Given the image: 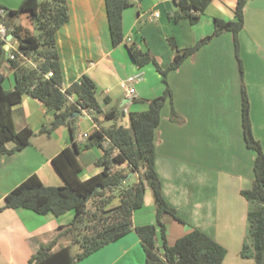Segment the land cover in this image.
Listing matches in <instances>:
<instances>
[{"label": "crops", "instance_id": "obj_1", "mask_svg": "<svg viewBox=\"0 0 264 264\" xmlns=\"http://www.w3.org/2000/svg\"><path fill=\"white\" fill-rule=\"evenodd\" d=\"M21 2L0 0V15L7 9H17ZM235 3L236 0H212L200 19L190 24L187 18L178 22L171 19L176 10L174 0L132 2L122 13L124 42L112 46L104 0H66L68 21L55 32L62 89L78 81L82 75L89 76L96 85V99L102 109L115 107L119 100L118 105L125 114L119 124L128 126L127 112L145 110L148 101L162 93L164 83L153 65L135 66L125 44L136 42L139 48L148 49L160 67L165 68L174 55L167 40L169 36L175 38L180 48L191 46L212 32L215 17L233 19ZM243 21L237 35L238 54L244 65L243 76L237 71L232 34L224 32L213 37L185 58L178 68L167 73L166 83L172 91L180 124L176 125V121L170 119L167 101L154 131V167L162 193L184 222L163 214L167 243L171 245L191 228H197L226 249L221 264H255L251 257L241 255L243 245L247 244V212L252 209V203L242 196L241 191L253 185L255 158L254 151L246 146L243 138L241 85L249 99L253 136L264 152V0H248ZM13 24L20 25L22 32L35 34L26 12L16 17ZM4 28L3 48L8 56V51L17 49L18 41L8 33L11 28L5 25ZM23 60L35 63L33 57L23 56ZM0 73L4 76L3 88L11 89L14 79L7 59L0 64ZM129 76H137V79L128 85L136 83L138 86L131 101L124 87ZM106 96L108 102L104 101ZM69 100L75 101L76 96L70 95ZM12 110L15 128L28 126L34 134L27 147L0 156V205L5 195L32 173L45 185H62L63 179L54 168L52 157L63 147L71 146L72 142L81 144L98 127L90 110H80L75 116L73 138L65 125L49 135L40 134L38 130L51 121L53 111L27 95L13 105ZM98 120L101 126L108 127L101 115ZM14 145L13 141L6 144L9 149ZM101 154L98 147L78 153L83 167L81 179L102 170L95 165ZM115 168L125 169L126 164ZM146 190L143 206L133 212V226L155 222L153 197L147 196ZM72 216L69 212L59 217L42 215L24 208L0 211V264H27L32 253L48 244L57 234L58 226L68 223ZM156 242L160 246L158 233ZM144 262L140 239L131 230L73 264Z\"/></svg>", "mask_w": 264, "mask_h": 264}, {"label": "trees", "instance_id": "obj_2", "mask_svg": "<svg viewBox=\"0 0 264 264\" xmlns=\"http://www.w3.org/2000/svg\"><path fill=\"white\" fill-rule=\"evenodd\" d=\"M212 0H174L176 10L171 16L174 22L187 18L195 24ZM248 0H236L233 19L215 17L210 34L197 40L188 47H178L173 36L167 38L174 55L167 67L162 68L148 49H141L136 42L125 44L131 62L138 68L153 65L164 83L160 95L148 101L142 111L127 112L128 126L119 124L125 115L123 111L112 107L102 109L96 99V85L87 75L62 89V71L55 45V32L68 21L66 0H22L17 9H7L0 15V24L11 28L8 32L18 41L16 50L6 51L4 39H0V64L7 59L13 72L14 84L4 89L3 74L0 73V156L22 150L30 144L34 132L28 126L16 129L12 106L19 103L24 95L43 103L53 111L48 124L38 130L49 135L54 129L65 125L71 137L75 131L73 113L90 110L93 120L98 124L81 144L72 142L52 157V164L63 179L62 185H45L32 173L13 187L4 197L0 211L24 208L37 214H52L59 217L68 212L72 218L65 225H59L57 234L48 243L41 245L28 259L27 264H73L116 241L131 230L140 239L145 255L144 264H221L226 249L212 237L197 228L178 237L173 244L167 243L166 226L162 222L163 214H168L182 222L176 209L169 205L162 193V185L154 167V131L160 122V113L164 104H170V119L178 121L172 91L166 83L169 71L178 68L183 60L196 52L213 37L224 32L233 36L235 56L240 76L242 63L239 58L238 33L243 27L244 7ZM110 43L117 46L124 42L122 13L131 3L128 0H104ZM26 12L38 31L37 34L22 32L20 25L13 20ZM14 56L13 59L9 55ZM23 56L33 57L35 63L23 60ZM51 72V76L47 74ZM76 100L70 101L69 96ZM109 98H104L108 102ZM250 104L247 93L241 85V126L246 146L254 151L253 185L242 190L244 198L254 204L247 212L248 231L252 238V247L244 244L243 257H251L255 264H264V152L252 133L249 116ZM103 120H112L108 127L101 126L98 116ZM13 141L9 149L6 144ZM98 147L102 154L95 165L102 170L86 179H81L82 164L78 159L81 150ZM126 164L127 171L138 173L139 180L132 185L126 184L128 172L115 166ZM146 187H150L155 205V222L133 226V212L144 204ZM90 200L95 201L94 209L87 208ZM157 233L161 246H157ZM70 236L68 244H60L61 237ZM78 250L73 253L72 250Z\"/></svg>", "mask_w": 264, "mask_h": 264}, {"label": "rangeland", "instance_id": "obj_3", "mask_svg": "<svg viewBox=\"0 0 264 264\" xmlns=\"http://www.w3.org/2000/svg\"><path fill=\"white\" fill-rule=\"evenodd\" d=\"M37 30H36V28L34 27V30H33V33H35V34H37ZM240 57V56H239ZM241 59V58H240ZM237 61V60H236ZM241 62H242V59H241ZM237 71H238V74H240V72H239V68H238V62H237ZM150 67V66H149ZM149 67H146V69L147 68H149ZM145 68V67H144ZM242 69H243V72H244V65H243V62H242ZM242 76H243V73H242ZM152 81H154V79H152ZM242 81H243V77H242ZM148 83H150V82H148ZM133 89H135L136 87H138L137 85H136V83H134L133 84ZM119 100L115 103V108H118V109H120L121 108V105L119 106L118 104H119ZM144 103V102H143ZM139 104H137L136 106H138ZM146 105V104H145ZM146 108H147V106H146ZM123 109V108H122ZM122 109H120L121 111H122ZM179 121V120H178ZM178 121H176V125H178V124H180V122H178ZM113 121L112 120H105L103 123H104V125L105 126H110V124L112 123ZM173 122H175L174 120H173ZM122 169V168H121ZM128 169L127 168H125L124 169V171H126V172H128L127 171ZM130 173H132V172H130ZM133 174H137V176H135V175H133ZM132 175L133 176H130L128 179H126V184H128V185H132V184H134V183H136L137 182V180H139V174L138 173H132ZM146 195L148 196V195H152V191H151V189H150V187H148L147 188V190H146ZM94 205H95V201L94 200H90V202L88 203V205H87V208L91 211V210H93L94 209ZM251 208H254V204L252 203L251 204ZM69 214H71V212H69ZM155 221V220H154ZM57 230V229H56ZM60 241H62L63 242V244H64V242H67V243H69L70 242V236H68V235H65V236H63V237H61L60 239H59V242ZM246 243L249 245V247H250V249H251V245H252V238H251V235H250V233H249V231H248V233H247V238H246ZM61 242V243H62ZM157 243V242H156ZM170 245V244H169ZM157 246H158V244H157ZM160 246H161V243H160ZM159 246V247H160ZM78 250V248L77 247H74L73 248V250H72V252L73 253H75L76 251Z\"/></svg>", "mask_w": 264, "mask_h": 264}, {"label": "built area", "instance_id": "obj_4", "mask_svg": "<svg viewBox=\"0 0 264 264\" xmlns=\"http://www.w3.org/2000/svg\"><path fill=\"white\" fill-rule=\"evenodd\" d=\"M130 3H136L138 2L139 0H128ZM2 13V11L0 12V14ZM155 16L158 15L157 12L154 13ZM5 37V28L2 24H0V39H4ZM9 58L10 59H13L14 56L12 54L9 55ZM51 76V72H49L47 74V77ZM135 79H137V76H129L126 80V84H124V87H126V91H127V94H128V99L129 101H131L133 99V93H134V89L132 86H129L128 84H131L132 82L135 81Z\"/></svg>", "mask_w": 264, "mask_h": 264}, {"label": "water", "instance_id": "obj_5", "mask_svg": "<svg viewBox=\"0 0 264 264\" xmlns=\"http://www.w3.org/2000/svg\"><path fill=\"white\" fill-rule=\"evenodd\" d=\"M76 115H79V112L73 113L72 117H75ZM130 176H132V173H129L128 175H126L125 179H128Z\"/></svg>", "mask_w": 264, "mask_h": 264}]
</instances>
